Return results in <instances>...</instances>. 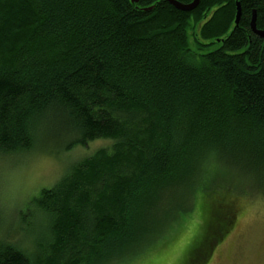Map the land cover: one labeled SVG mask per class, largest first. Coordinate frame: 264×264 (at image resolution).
<instances>
[{
  "label": "trees",
  "instance_id": "obj_1",
  "mask_svg": "<svg viewBox=\"0 0 264 264\" xmlns=\"http://www.w3.org/2000/svg\"><path fill=\"white\" fill-rule=\"evenodd\" d=\"M253 12L264 30V0H0V158L113 143L40 191L32 252L22 215L0 264H132L196 212L185 262L208 264L240 200L264 198Z\"/></svg>",
  "mask_w": 264,
  "mask_h": 264
},
{
  "label": "rangeland",
  "instance_id": "obj_2",
  "mask_svg": "<svg viewBox=\"0 0 264 264\" xmlns=\"http://www.w3.org/2000/svg\"><path fill=\"white\" fill-rule=\"evenodd\" d=\"M112 144L111 141L102 140L91 143L86 148L76 147L71 152L60 155L35 150L28 155L0 158V240L9 241L8 234L18 227L23 215L35 230L28 232L27 229L21 239L19 235H15L16 232L11 237L24 249L32 252L31 243L28 241L42 229L39 228V211L34 207L33 199L42 189L50 188L59 181L69 171V166L91 157L101 149H110ZM53 149L56 147L50 148ZM238 179L242 180L241 177ZM248 192L249 196L244 195L240 200V206L234 215L236 226L227 239L212 251L208 264H264V198ZM187 198L186 204H189L190 200H194V195L190 193ZM198 217L197 212L196 216H182L173 226L176 229L168 234L166 241L144 252L132 264H152L153 261L161 259L186 264L187 249L202 234ZM22 229L26 227L22 226ZM204 263L201 258L196 264Z\"/></svg>",
  "mask_w": 264,
  "mask_h": 264
},
{
  "label": "water",
  "instance_id": "obj_3",
  "mask_svg": "<svg viewBox=\"0 0 264 264\" xmlns=\"http://www.w3.org/2000/svg\"><path fill=\"white\" fill-rule=\"evenodd\" d=\"M133 3H139L141 0H131ZM170 5L174 6L177 10L181 11V12H192L194 11L200 4V0H193L191 3L189 4H183L180 3L177 0H166ZM241 14H242V9L240 4L237 3V13H236V19H235V24L238 25L240 22V18H241ZM256 12H253V16H252V20H251V30L253 31L254 34H256L257 36L264 38V30H258L256 27ZM217 243H213V245H211L210 247V253H212V251L214 250V248L216 247Z\"/></svg>",
  "mask_w": 264,
  "mask_h": 264
},
{
  "label": "snow or ice",
  "instance_id": "obj_4",
  "mask_svg": "<svg viewBox=\"0 0 264 264\" xmlns=\"http://www.w3.org/2000/svg\"><path fill=\"white\" fill-rule=\"evenodd\" d=\"M169 255H172V253H169ZM152 264H179V261L170 260V259H161L153 261Z\"/></svg>",
  "mask_w": 264,
  "mask_h": 264
},
{
  "label": "flooded vegetation",
  "instance_id": "obj_5",
  "mask_svg": "<svg viewBox=\"0 0 264 264\" xmlns=\"http://www.w3.org/2000/svg\"><path fill=\"white\" fill-rule=\"evenodd\" d=\"M177 1H180V0H177ZM193 0H191L190 2H188V3H184V2H182L183 4H189V3H191ZM180 3H181V1H180Z\"/></svg>",
  "mask_w": 264,
  "mask_h": 264
},
{
  "label": "bare ground",
  "instance_id": "obj_6",
  "mask_svg": "<svg viewBox=\"0 0 264 264\" xmlns=\"http://www.w3.org/2000/svg\"><path fill=\"white\" fill-rule=\"evenodd\" d=\"M172 6V5H171Z\"/></svg>",
  "mask_w": 264,
  "mask_h": 264
}]
</instances>
